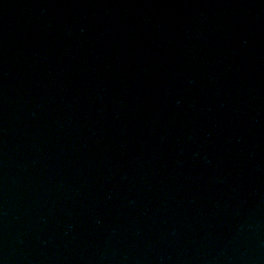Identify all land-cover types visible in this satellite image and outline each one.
Instances as JSON below:
<instances>
[{"label":"water","instance_id":"obj_1","mask_svg":"<svg viewBox=\"0 0 264 264\" xmlns=\"http://www.w3.org/2000/svg\"><path fill=\"white\" fill-rule=\"evenodd\" d=\"M0 264H264V0H0Z\"/></svg>","mask_w":264,"mask_h":264}]
</instances>
